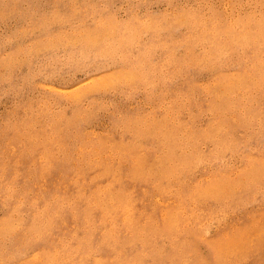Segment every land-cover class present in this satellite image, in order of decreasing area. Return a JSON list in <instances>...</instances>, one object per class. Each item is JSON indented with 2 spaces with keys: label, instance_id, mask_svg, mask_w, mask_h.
Returning a JSON list of instances; mask_svg holds the SVG:
<instances>
[{
  "label": "rangeland",
  "instance_id": "1",
  "mask_svg": "<svg viewBox=\"0 0 264 264\" xmlns=\"http://www.w3.org/2000/svg\"><path fill=\"white\" fill-rule=\"evenodd\" d=\"M49 160L143 191L120 257L85 264H264V0H0V264L77 259L26 229L76 211Z\"/></svg>",
  "mask_w": 264,
  "mask_h": 264
},
{
  "label": "bare ground",
  "instance_id": "2",
  "mask_svg": "<svg viewBox=\"0 0 264 264\" xmlns=\"http://www.w3.org/2000/svg\"><path fill=\"white\" fill-rule=\"evenodd\" d=\"M165 161H167L166 164L164 163ZM108 162L104 164H100L97 167L88 169L86 172L76 173V174L72 173L73 171L70 172L66 167H63V166H61L60 168L61 174H58L56 172V166L58 165V163L55 160L54 161L49 160L45 165L47 166V168L40 167L41 169L44 170V171L41 170L43 171V176L47 177V180H48V189H49L48 195L54 198L58 197L56 196L57 193L60 195V197L62 195L61 198L64 199L66 202L70 203L71 209L73 210L76 209V211H74L75 213L74 212L72 213L71 210H67L66 212L63 213L62 212L63 209H61V207L58 206L59 204L56 206V203H52L51 208H48L49 206H46V213L43 219L44 221L39 222L38 220H42V219H40L37 214H34L33 222H31V224L26 229L28 231L34 232V235L35 233H38L40 236L38 238H41L47 242H50L49 246L51 249L55 248L57 244H62L60 243L61 241L60 236L63 233H66L67 235L74 238V240L76 241H74V245H72L71 247L72 250L70 249L71 251L68 252L66 249L67 247L66 248L65 246L62 247V251L67 252L68 256L69 254H74L76 256L77 259H75L72 262V264H80V263L85 264L82 262L85 258L84 256L90 253L92 254L96 253L100 257L106 256L109 258L110 257L116 258L118 256L117 254H119L118 252L121 249V245H120L121 241L118 240L120 235H118L117 230L115 229V227L117 226V223H120V225L124 228V230L126 229L127 231L133 232V234L138 228L140 216H142V214L139 213L140 209H139L138 203H139V199L142 198L143 196V191H140L138 189L139 191H136L138 195L134 199H132V197L130 196V193H128L129 191H126V189L122 187V186H125L124 185L125 182L120 183L119 186L118 184H116L117 180H114L115 178L112 177L111 170L108 165L110 162L109 163ZM176 163H179V161H177L174 157H170L164 160L160 164L159 170H162L163 173H168L169 168H171V166L175 165ZM139 166H140V163H139ZM58 176L65 177V181L62 182L61 180L57 179ZM95 181H99L100 183L96 184ZM60 185L64 188L63 191H57ZM134 185H135V182H134ZM119 187H122V188L119 189ZM132 190H133V187H132ZM73 200H75L76 203L73 202ZM71 201L76 204L74 205V207L72 206L73 203ZM7 230H10V229L8 228ZM15 233L17 234V231ZM22 238L24 239V237ZM121 239H124V238L120 237V240ZM26 241L27 239L25 240V242ZM30 244L31 243L29 242V246ZM18 248H19V245H18ZM19 251H21L20 248H19ZM22 252L23 251H21V253ZM54 252H55V249H54ZM49 254H51L50 251H49ZM60 256L61 255L58 256V259ZM119 257H120V254H119ZM86 259H88V257L85 258V260ZM55 260L57 262V259ZM62 262L63 260L61 261V263ZM59 263H60V260H59ZM100 263L101 262L97 261L94 264H100Z\"/></svg>",
  "mask_w": 264,
  "mask_h": 264
},
{
  "label": "clouds",
  "instance_id": "3",
  "mask_svg": "<svg viewBox=\"0 0 264 264\" xmlns=\"http://www.w3.org/2000/svg\"><path fill=\"white\" fill-rule=\"evenodd\" d=\"M108 107H115V108H124L127 106L129 109L136 108L138 106H141V101L137 100L133 104H126V101L121 99L120 97H112L109 98L108 101L105 102ZM165 164L167 161L164 162Z\"/></svg>",
  "mask_w": 264,
  "mask_h": 264
}]
</instances>
